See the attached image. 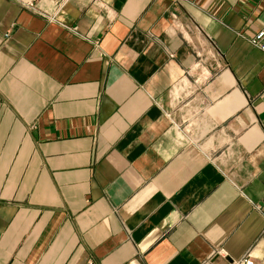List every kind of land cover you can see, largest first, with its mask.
Instances as JSON below:
<instances>
[{
    "label": "crops",
    "instance_id": "0c3cea01",
    "mask_svg": "<svg viewBox=\"0 0 264 264\" xmlns=\"http://www.w3.org/2000/svg\"><path fill=\"white\" fill-rule=\"evenodd\" d=\"M263 23L264 0H0V264H264Z\"/></svg>",
    "mask_w": 264,
    "mask_h": 264
},
{
    "label": "built area",
    "instance_id": "2783aa9c",
    "mask_svg": "<svg viewBox=\"0 0 264 264\" xmlns=\"http://www.w3.org/2000/svg\"><path fill=\"white\" fill-rule=\"evenodd\" d=\"M175 2L179 3L181 0H174ZM29 8L34 9L33 3H28ZM68 28L72 31L77 32L76 27H69ZM8 33H6L7 36ZM250 44L258 49L260 52L264 54V23L261 27L254 33V35L249 39ZM170 56H172L170 54ZM220 251L211 252L207 257H205L199 264H215L214 258L216 255H220ZM229 264H254L252 257L245 253L241 257L237 259H232Z\"/></svg>",
    "mask_w": 264,
    "mask_h": 264
}]
</instances>
